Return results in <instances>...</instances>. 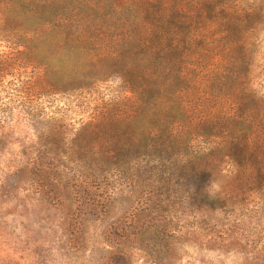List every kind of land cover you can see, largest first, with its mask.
<instances>
[{
  "label": "rangeland",
  "instance_id": "obj_1",
  "mask_svg": "<svg viewBox=\"0 0 264 264\" xmlns=\"http://www.w3.org/2000/svg\"><path fill=\"white\" fill-rule=\"evenodd\" d=\"M145 1L167 81L0 77V264H264V0Z\"/></svg>",
  "mask_w": 264,
  "mask_h": 264
},
{
  "label": "trees",
  "instance_id": "obj_2",
  "mask_svg": "<svg viewBox=\"0 0 264 264\" xmlns=\"http://www.w3.org/2000/svg\"><path fill=\"white\" fill-rule=\"evenodd\" d=\"M234 5L222 6L232 10ZM243 5L251 9L250 1ZM150 10L145 0H0V41L8 48L0 52V77L30 74L33 66L46 83L59 86L107 80L130 66L142 68L145 77L153 75L151 81H167L170 51L159 48L156 33L145 29ZM240 59L233 57L215 78L225 83L240 78ZM178 69L169 78L172 85L181 79ZM169 98L181 110L179 100ZM144 115L145 110L139 112L135 121Z\"/></svg>",
  "mask_w": 264,
  "mask_h": 264
}]
</instances>
